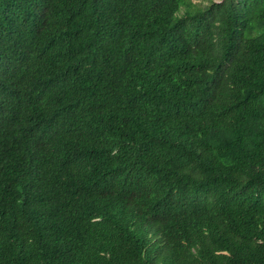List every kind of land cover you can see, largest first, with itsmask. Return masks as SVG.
<instances>
[{
  "label": "trees",
  "instance_id": "16d2710c",
  "mask_svg": "<svg viewBox=\"0 0 264 264\" xmlns=\"http://www.w3.org/2000/svg\"><path fill=\"white\" fill-rule=\"evenodd\" d=\"M70 31L18 64L65 149L0 141V264H264V0H98Z\"/></svg>",
  "mask_w": 264,
  "mask_h": 264
},
{
  "label": "clouds",
  "instance_id": "9594fccd",
  "mask_svg": "<svg viewBox=\"0 0 264 264\" xmlns=\"http://www.w3.org/2000/svg\"><path fill=\"white\" fill-rule=\"evenodd\" d=\"M60 1L23 0V14L7 26L11 30L4 31L0 27V141L7 149L19 146L20 139H16L14 134L23 126L26 127L28 143L32 144L31 155L43 169L53 158H59L56 164L62 167L60 149H65V134L40 118L38 102L35 103L32 98L35 92L27 89L23 94L26 89L19 88L18 64L23 60L26 50L40 52L49 45L53 46V39L60 32L71 30V33L81 37L83 25L95 15L98 3V0H75L66 11ZM25 24L26 28L21 34ZM26 30L32 39L27 38ZM142 32L139 31V34ZM11 35H17L12 43L8 40ZM43 146L55 151L56 156Z\"/></svg>",
  "mask_w": 264,
  "mask_h": 264
},
{
  "label": "rangeland",
  "instance_id": "374dc122",
  "mask_svg": "<svg viewBox=\"0 0 264 264\" xmlns=\"http://www.w3.org/2000/svg\"><path fill=\"white\" fill-rule=\"evenodd\" d=\"M212 1L218 2L219 0H212Z\"/></svg>",
  "mask_w": 264,
  "mask_h": 264
}]
</instances>
